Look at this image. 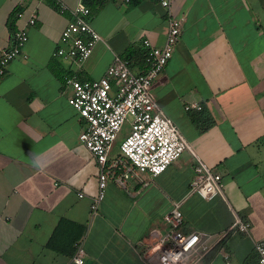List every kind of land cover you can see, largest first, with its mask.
Segmentation results:
<instances>
[{
	"label": "crops",
	"instance_id": "1",
	"mask_svg": "<svg viewBox=\"0 0 264 264\" xmlns=\"http://www.w3.org/2000/svg\"><path fill=\"white\" fill-rule=\"evenodd\" d=\"M53 1L0 0V48L35 14L21 52L0 75V264H76V243L83 264H158L162 216L175 201L183 231L221 232L234 213L249 222L247 233L210 239L200 264H225L221 251L228 264H255L253 240L264 235V0H170L181 30L151 81L190 150L220 174L222 196L187 191L194 159L185 149L155 176L107 181L92 211L96 163L78 139L84 119L67 103L63 77L97 78L113 54L142 47L144 38L161 45L166 13L157 0H84L96 8L87 21L99 39L77 63L52 50L78 0ZM130 56L128 66L140 71ZM191 101L201 110L183 108ZM202 111L212 119L205 128Z\"/></svg>",
	"mask_w": 264,
	"mask_h": 264
},
{
	"label": "built area",
	"instance_id": "2",
	"mask_svg": "<svg viewBox=\"0 0 264 264\" xmlns=\"http://www.w3.org/2000/svg\"><path fill=\"white\" fill-rule=\"evenodd\" d=\"M157 2L166 13L165 36L158 46L145 38L141 40L145 52L144 67L140 71L131 70L123 56L113 54L103 74L97 78L63 77L69 87L66 101L84 119L78 139L96 163L97 190L89 204L91 211L102 198L107 181L123 186L128 177L139 172L155 176L185 149L194 159L187 191L203 199L222 196L220 174L190 150L186 138L162 111L151 91V81L170 57L181 30V17L171 12L170 0ZM58 10L63 11L60 5ZM69 12L71 18L61 29L52 55L79 63L89 54L99 35L87 21L89 9L84 0H78ZM15 14L22 15L21 11ZM34 18V11L29 12L25 22L11 32L9 44L0 48V75L7 63L21 52L27 39V26L33 24ZM183 108L199 110L201 105L191 101L183 104ZM125 120L128 129L121 134ZM118 137V153L108 159L107 154ZM179 205V201L173 202L162 216L167 230L158 238L153 250L158 264H200L210 239L218 240L228 230L248 232L249 222L235 213L226 230L221 232L183 231ZM252 247L256 253L255 264H264V235L254 239ZM83 254V248L76 243L73 262L83 264ZM221 256L228 264V253L221 251Z\"/></svg>",
	"mask_w": 264,
	"mask_h": 264
},
{
	"label": "trees",
	"instance_id": "3",
	"mask_svg": "<svg viewBox=\"0 0 264 264\" xmlns=\"http://www.w3.org/2000/svg\"><path fill=\"white\" fill-rule=\"evenodd\" d=\"M131 1L135 2L137 0H131ZM47 2H49L51 4L54 3L53 0H47ZM57 9H58V5H57ZM95 9H96L95 6H93V5L91 6L90 5L89 6V14L92 13V11H94ZM144 52L145 51H144L143 47L138 46V47H135V48H130V49L128 48L126 50V52L124 54H121V55L127 60V63L129 64L130 63V59H131L130 54L134 53L136 55V58L138 59V61L140 63L141 68H143L144 67V64H143ZM199 110H201V108ZM202 113H204V112L202 111ZM204 114H206V113H204ZM204 117H205V122L203 124H201V128H205V127H207L208 125H210L212 123V119L207 114ZM51 238L52 237H50L46 241V245L52 246Z\"/></svg>",
	"mask_w": 264,
	"mask_h": 264
},
{
	"label": "rangeland",
	"instance_id": "4",
	"mask_svg": "<svg viewBox=\"0 0 264 264\" xmlns=\"http://www.w3.org/2000/svg\"><path fill=\"white\" fill-rule=\"evenodd\" d=\"M127 129H128L127 120H125L121 128V134L125 133Z\"/></svg>",
	"mask_w": 264,
	"mask_h": 264
}]
</instances>
